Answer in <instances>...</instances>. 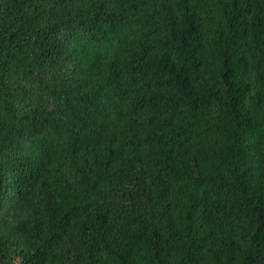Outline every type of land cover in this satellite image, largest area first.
<instances>
[{
  "label": "trees",
  "instance_id": "16d2710c",
  "mask_svg": "<svg viewBox=\"0 0 264 264\" xmlns=\"http://www.w3.org/2000/svg\"><path fill=\"white\" fill-rule=\"evenodd\" d=\"M0 264H264V0H0Z\"/></svg>",
  "mask_w": 264,
  "mask_h": 264
}]
</instances>
